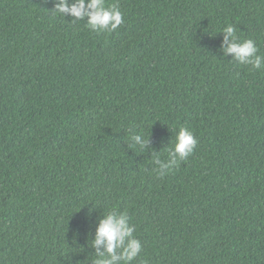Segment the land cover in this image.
Here are the masks:
<instances>
[{
    "label": "trees",
    "instance_id": "1",
    "mask_svg": "<svg viewBox=\"0 0 264 264\" xmlns=\"http://www.w3.org/2000/svg\"><path fill=\"white\" fill-rule=\"evenodd\" d=\"M56 2L0 0V264H93L110 210L131 264H264V68L221 48L231 24L264 55V0H106L99 33Z\"/></svg>",
    "mask_w": 264,
    "mask_h": 264
},
{
    "label": "clouds",
    "instance_id": "2",
    "mask_svg": "<svg viewBox=\"0 0 264 264\" xmlns=\"http://www.w3.org/2000/svg\"><path fill=\"white\" fill-rule=\"evenodd\" d=\"M56 15L73 17L71 22L87 19L86 27L93 32L114 31L124 23L123 13L118 4H108L106 0H57L51 11ZM236 28L228 24L221 32L224 34L221 48L225 56L243 65H251L254 69L264 68V55H260L257 44L252 39L241 40L236 35ZM133 145L144 147L148 139L142 135L132 137ZM197 138L189 129L180 127L175 136L174 146L168 150L170 159H156L158 173L164 176L180 161L186 160L197 145ZM135 225L130 223L127 212L116 214L108 211L100 219L96 229L93 246L96 258L93 264H131L142 252V245L134 235Z\"/></svg>",
    "mask_w": 264,
    "mask_h": 264
}]
</instances>
